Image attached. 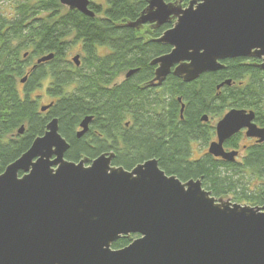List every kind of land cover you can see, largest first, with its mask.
<instances>
[{"label": "water", "instance_id": "obj_1", "mask_svg": "<svg viewBox=\"0 0 264 264\" xmlns=\"http://www.w3.org/2000/svg\"><path fill=\"white\" fill-rule=\"evenodd\" d=\"M59 2L94 17L90 0ZM171 22L154 40L170 51L150 62L155 67L150 87L161 86L170 74L192 82L232 59L258 60L256 67L264 71V0H192L186 7L148 0L125 26L139 30ZM52 58H38L34 66ZM71 62L79 67V56ZM254 117L242 109L224 114L208 154L233 163L237 153L224 152L222 144L241 129L264 141ZM91 120L80 122L77 138L87 133ZM23 131L21 126L17 134ZM68 148L52 119L0 174V264H264V206L216 199L201 180L181 182L166 175L155 159L124 170L111 165L113 153L67 161ZM130 235L137 237L129 245L111 248Z\"/></svg>", "mask_w": 264, "mask_h": 264}, {"label": "trees", "instance_id": "obj_2", "mask_svg": "<svg viewBox=\"0 0 264 264\" xmlns=\"http://www.w3.org/2000/svg\"><path fill=\"white\" fill-rule=\"evenodd\" d=\"M147 1L105 0L103 7L90 0L92 18L67 9L59 0H7L6 6L0 5V174L43 135L50 120L57 119L58 131L69 145L67 161H91L113 153L112 166L131 170L155 159L166 175L181 182L199 179L216 198L235 193L236 184L247 176V183H262L256 198L246 202L264 206V145L233 163L189 156L191 142L207 144L213 120L231 109L253 111L255 121L264 127V71L256 67L259 62L227 60L222 70L192 82L169 75L159 88L141 89L153 75L149 62L170 51L154 40L172 25L126 27ZM164 1L186 7L192 0ZM74 47L79 67L67 59ZM50 54V61L34 66L38 58ZM130 70L136 72L125 79ZM44 79L49 81L45 95L52 106L42 113L31 92ZM226 81L231 84L217 89ZM203 116L209 119L206 124ZM85 117L92 118L88 131L77 138ZM21 126L24 132L18 135ZM233 138L228 146L235 148ZM136 237H122L111 248H124Z\"/></svg>", "mask_w": 264, "mask_h": 264}, {"label": "rangeland", "instance_id": "obj_3", "mask_svg": "<svg viewBox=\"0 0 264 264\" xmlns=\"http://www.w3.org/2000/svg\"><path fill=\"white\" fill-rule=\"evenodd\" d=\"M92 1H95L96 3L101 4L103 7L106 6L105 0H92ZM6 2H7V0H0V5L2 7L6 6ZM77 50H78V47L72 48L67 55V59L71 60V58L74 55H78L79 53ZM33 62H34V59L32 60L31 63H33ZM121 80H123V76L118 79V82H121ZM48 82H49L48 79H44V80L40 81L39 85L31 92V97L38 99L39 106L46 105V103L51 101V99L45 95V88L48 85ZM216 121H217V119L213 120V126L215 125ZM211 125H212V123H211ZM205 146H204V144H201V143L192 145L191 151L193 152V155L190 156L191 157L190 159L191 160H199L201 158V156H198V155L201 153H204L203 148ZM241 157L242 156H239L237 161H239ZM261 183H262V180H258V181L257 180H251V182L247 183V176H243V179L239 180L238 184H236L237 189H236L235 193L227 195L225 197H221V198H224V199L226 198L231 203H239L240 205H248V206H252V207L258 206L254 202H253V204H251V203H248L246 201H248V198H251V199L256 198L255 197L257 195L256 189L259 186H261ZM202 188L205 189L204 187H202ZM206 191H208V190H206ZM211 195H212V193H211ZM238 197L242 198L241 201L237 200ZM214 198H216V197H214ZM216 199H218V198H216Z\"/></svg>", "mask_w": 264, "mask_h": 264}, {"label": "flooded vegetation", "instance_id": "obj_4", "mask_svg": "<svg viewBox=\"0 0 264 264\" xmlns=\"http://www.w3.org/2000/svg\"><path fill=\"white\" fill-rule=\"evenodd\" d=\"M153 25H149V24H146L144 25L143 27H141L139 30L141 29H144V28H152ZM158 28V27H157ZM167 54V53H166ZM79 56V55H78ZM155 59V58H154ZM153 59V60H154ZM250 60V59H248ZM79 61H80V56H79ZM258 61V60H257ZM71 62V60H70ZM260 63V61H258ZM72 63V62H71ZM80 65V64H79ZM149 65H150V62H149ZM75 66V65H74ZM151 66V65H150ZM76 67V66H75ZM153 67V75H152V78L150 80H148L146 83H142L140 85V88L141 89H149V88H159L160 86H154V87H150L149 86V82L154 78V70H155V67ZM171 75V74H170ZM173 76V75H172ZM125 78V77H124ZM126 79V78H125ZM25 83V82H24ZM23 83V84H24ZM162 85V84H161ZM51 106H52V103H50ZM49 103L46 104V105H43V106H48L50 105ZM41 106V107H43ZM50 106V107H51ZM40 107V108H41ZM49 107V108H50ZM47 111V110H46ZM45 111V112H46ZM228 112V111H227ZM226 112V113H227ZM248 112V111H247ZM44 113V112H42ZM225 113V114H226ZM224 116V115H223ZM221 116L219 119H217V121L215 122V125L212 126L213 127V131H212V138L207 142V144H204V150L203 152L204 153H201L199 154L198 156H201V158L203 156H212L210 154H208V147H209V144L212 143V142H216L217 141V138H216V132H215V126L217 124V122L223 117ZM203 118V117H202ZM202 118H201V121H202ZM209 121L208 117L206 116V120L205 121H202L204 122L205 124ZM253 123L256 125L257 128L259 129H264V127L260 126L256 121H255V117H254V121ZM19 130V129H18ZM80 130V128H79ZM24 132V131H23ZM78 132V131H77ZM247 133V130L246 129H241L239 132H237L236 134H234L232 137L228 138L227 140L224 141V143L222 144V147H223V151L226 152V153H230V152H236L237 153V157L235 158V160L239 157V156H247L248 155V151L251 149V148H258L259 146H262L264 145V141L262 142H259L258 138H254V137H248L246 135ZM19 135V134H18ZM235 136V137H234ZM234 137V138H233ZM231 138H233V143L236 144V147L233 148V147H229L228 144H229V140H231ZM201 142L200 141H196V142H191V145H190V149H189V156H192L193 155V152L191 151V148H192V145L194 144H200ZM202 144V143H201Z\"/></svg>", "mask_w": 264, "mask_h": 264}]
</instances>
